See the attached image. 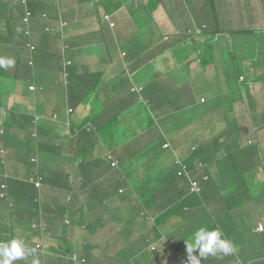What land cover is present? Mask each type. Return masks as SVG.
<instances>
[{
	"label": "trees",
	"instance_id": "1",
	"mask_svg": "<svg viewBox=\"0 0 264 264\" xmlns=\"http://www.w3.org/2000/svg\"><path fill=\"white\" fill-rule=\"evenodd\" d=\"M27 4V0H20V5L22 6L24 12L29 13L27 23L23 21V18L21 19L23 28L20 31H18L19 28H12L8 21L7 23L6 21H0V57L14 58L15 60L13 67L7 69L0 68V102L2 103L4 100H6V97L11 94L10 91L3 88L4 80H9V83L11 82V84H13V90H15L16 86L18 85L20 89V84H22L23 89H25L26 92L30 94L31 98L28 97V99L30 102H32V104H29L28 107L30 110H26L25 108L17 109L16 107H6L5 103L1 105L2 108H5V118L7 123L10 124V121L12 122L13 119V122L9 126L10 131L8 130V132L13 133L18 141H24L28 148L30 157L25 160V165H28L32 171H30V173H28L27 177L25 178L20 177L23 173L26 175L25 169L22 171L19 169L20 172L18 173L0 172V242L10 241L11 239L16 238L22 240L25 244V236H41V231L37 225H39L38 223L41 221L45 224L44 218H46V215L48 217L47 220L53 219L55 223H57L58 231L60 230L62 234L59 237L56 235H51L52 237L49 236V239L53 240L54 242L53 245H56L57 247L51 254H42L41 250H36V246H38V244L31 246L25 244V246L29 249H35V253L28 255L25 259L15 261L14 264H33L34 260L38 261V264H78L79 262L80 264H89L90 260V264H98V261L100 264H107L105 261L107 259H104L100 262L103 256L106 255L107 257H110L105 253H103L101 258L98 256V253H95L93 254V257H90L93 259L89 260H87V258H85L83 255L79 256L78 252L88 251L90 249V244L84 242V240L80 241L78 239L84 236L83 234L85 231L91 229L90 223L91 220L95 219V217L98 220V224L94 230H98L97 227L101 222L99 219H102L105 213H110L113 208L118 205H126L120 207H125L126 214L119 217L117 220L115 219L112 223V227L110 226V229L112 228L114 231L119 233L120 228L116 229V224L122 219H124L123 223H126V227H124V229H131L132 234L136 233L139 225L140 227L145 225L144 228H141L142 231L139 233L138 237L140 239L144 236L143 245L144 247H147V241L161 237V234H159L161 231L159 230L158 232V229H154L151 219H155L156 224H160L159 227L162 226L161 224L165 222L170 215H175L174 217L176 222L179 221L178 223H183L182 220H187L184 218H186L185 215L188 212L187 210H189L188 206L192 207L190 202L183 201L186 197L188 199L191 195H197V197H199V200L201 201L198 202L199 205H203L208 208L210 207L208 206L211 203L210 201L206 202L205 199L202 198V195H199V193L193 194L191 192L190 180L198 182L199 187H202V183L207 179H210L212 171H217L219 178H221L224 183L222 184V188L213 190V197L215 198L214 203L216 205H225L227 203L232 204V202H238V205H249L253 202L254 206L261 207L260 205H256V199H259L262 203H264V188L255 192L253 186L249 185V180H247L246 173H243L244 170L243 172L241 170L239 171V175H241V183L233 181L232 179L233 174H236L233 173V170L237 167V161L233 159V157L231 158V150L234 146L233 139L235 136L237 137L239 133L235 129L237 125L242 126L244 124H237L239 119L243 117L245 118L244 121H248L250 119L249 115L244 113V111L247 112L248 107L249 109H252L250 108V103L247 105L239 97V100H231L232 94L229 92L232 91H229L227 94H222V92H220L219 95H223L222 98L212 99L211 109L214 107V110H211L212 112L210 111L207 113L205 111L206 109H200L199 114L195 116L197 117L199 125H196V122L190 124L188 123L186 133H191V131H194V136L189 135L188 138L185 132L183 135L177 133V135L172 136L174 139V148H172L169 152L173 151V154L176 153L173 149L176 151L182 149L180 147L181 145L185 144V142L189 144L187 145V148L191 152L187 156L188 159L185 160V162L175 157L172 158L174 166L176 167V171L174 172L175 179L173 181H171V178L165 173V175L161 176L159 173L153 172L152 167H149V164L145 163V157L151 156L152 153L156 154L160 150L159 147L156 149L157 147L155 148L151 145L153 143L157 144L155 140H161L162 136L165 137V133L162 131L161 127H163L167 122L168 118L166 119V117L174 113V110L176 113L181 109H183V112H186L187 108L189 110L190 106H193L191 104L188 106V102L184 107L180 105L183 104L184 98H182V96H185V94L181 92L177 94L178 92H175V90H180V87L178 83L175 82V79L170 78L168 75L160 76L158 80L153 82L154 87L159 88L160 86V90L158 92H151L150 88H148L146 91H142V87H134V85L139 86V84H137L135 81L131 82L128 73H124L122 69H119V72L112 73V77L109 78L110 82L108 81L105 84L101 83L104 87L100 91L112 88V81H115L117 85L122 87V89L118 88L119 91L116 93L114 98L109 99V97H107V100L105 99V101L100 99L101 104L99 103L98 99L95 100L96 105L99 103L101 108L103 107L105 109V107H108L105 109V114L107 115L103 118L105 122L94 124L93 119L90 120V118H87V121L90 122L92 129H95V132H93L92 130H88L86 127L87 122H85L86 124L83 123L78 127V124H73V121L71 120L68 128L64 127L68 130V132L65 133V135L58 134L60 128L62 127L61 124H59V122H56L55 124L51 123V118L55 115L54 113H58L56 110H62L64 105L63 110L66 108L72 109L70 116L76 114V108L82 104L81 102H86L88 100V96H84L85 93H88L89 95L91 92L92 96L97 98V85L99 83L97 82V84H88L85 83L84 80L83 82L80 81L77 87L81 88L80 92L83 94L80 99L74 98L72 97V85L70 84V82L73 81L72 78H70V76L68 78H64L63 74V78L61 80L62 83H54L51 81V79L52 77L55 78L57 75L50 74L46 62L42 64L41 71H43V74H45V70L47 69L48 75L45 76L52 77H49L51 79L47 80L45 82L46 84L42 82L40 79L41 77L36 74L39 65L36 67L34 62L35 58L41 56V54L39 53L38 47L34 45V39L32 40L35 30L30 27V21L33 17L32 12ZM109 20L110 17L108 16V20L106 21L109 22ZM46 31L47 35H53L51 32H48V29ZM47 35L45 40L49 38ZM166 40H168L167 36L165 41ZM30 44L34 46V51L32 52L29 48ZM144 60H148V63L149 61L152 62V58L150 56L145 57ZM28 61H32L33 65L29 66ZM144 63L146 62L144 61ZM126 67L129 69L128 66ZM123 69L126 68L123 67ZM113 70L115 71L116 69ZM65 76L68 75L65 74ZM32 84H34L36 88L34 93L28 90L29 86ZM48 84L52 85V89H54V86L58 84V86L61 88V91L63 89H66V91H62V94L60 95L58 94V98H56V100L48 99L45 93L46 90H44L48 89V87H44V85L48 86ZM132 86L135 88V91L131 93L132 97H129L126 92L128 91L129 94V89ZM63 93L67 95L66 99ZM7 94L9 95L7 96ZM42 94L45 95V100L53 105V108L52 105H50V108L52 109L49 113H47L46 109H44L46 101L41 99ZM141 96H143L147 108L152 112L154 119L158 124L155 122H147L149 128L145 132L147 135L143 136V138L144 140L149 141L148 144L144 141V147L142 143H138L136 147H134L132 145H134L137 141L136 138H133L130 142H128L129 144L127 143L128 146L123 149L124 153L122 152L121 156H125L126 154L127 161L129 163H131L133 159L139 161L135 164L134 171L143 169L144 174L140 177H137L135 173H133V176H128L125 173L127 172L126 167L123 166L125 163L121 162L117 168H110L111 170H118L117 175L120 177L118 180L119 183L112 181L110 178L103 179L106 173L103 172L102 169L103 167H108L101 165V160L94 153L89 152L90 150H87L86 147L81 146L80 143L82 142V139H85L88 135H90L92 139H101L96 135L98 130L105 128L107 124L112 123V121H115L118 117H122L123 114H127V110L133 108L138 98ZM171 96H177L182 99L177 108L174 106L172 107V105L167 107L168 99ZM225 100L230 101L231 107L230 105L229 107L225 106ZM205 101L207 100L200 97L198 105L195 107L193 106L195 113H197L198 108L202 107L199 104H202ZM151 103L153 104V107H150ZM206 105L207 103L204 105V107L207 108ZM56 117L58 120L61 119V117L58 115ZM7 118H9V122ZM3 122L4 121H0V139L6 135V132L2 127ZM12 124H15V126L12 127ZM78 129L79 135L77 136L75 131ZM156 132L158 134H156ZM199 133L201 138L198 136ZM62 141L66 142V147L71 153L69 154V159L67 160L70 162V159H73L76 162V166H78L77 161L81 160L78 174L81 175L80 182L82 185L78 186L77 189L73 187L74 185L72 178L70 179L71 175L68 174L66 170L65 164L68 162L64 161L63 153H61L62 150L64 151ZM164 145H167L169 148L171 147L169 143ZM78 146L80 148L82 147L80 152L77 151ZM183 146L186 147L185 145ZM40 151L44 154L43 158H45V163H43L40 159ZM109 152L111 153V151H108L107 153ZM4 154L5 153L2 151L0 152V170H2V168L8 167V165H6V163H4L1 158V156ZM106 157L105 162H107ZM169 157H171V154ZM152 158H154V155H152ZM178 160L183 163L178 165L179 169L177 168ZM169 165L170 166H166L165 169L169 168L168 171H174L175 167H172L170 163ZM76 166L75 169H77ZM120 167H122V169ZM153 168L158 170V165H155ZM179 172H181V175H178ZM92 173H100V176L98 177L100 182H93L90 180L85 183L84 180H87V178H89ZM45 177L47 184H53V182L56 180V188L58 190L59 197H53L55 195L53 192L54 185H52L53 194L51 198L46 199L42 197V195H38L37 191H40V188H36L33 181L37 179L42 181L45 179ZM202 177H206V180L204 181ZM106 179L107 181H105ZM103 180L105 181V185L110 186V190H100L101 186L103 185ZM26 188L28 189L26 190ZM69 193H71V195H69ZM61 195L65 198V201L61 198ZM86 202L88 203V206H85ZM70 204L72 205V210L67 209V206L69 207ZM22 206H25L26 208L21 209ZM229 207H232V205ZM71 212H75L77 214L79 222L76 224L79 225V228H75L76 225H73L70 220L68 221L69 223L66 224L65 220L67 219L65 217H67V215ZM259 214V216H263L264 213L259 212ZM112 217L114 216L112 215ZM135 223H137V225H135ZM211 224L215 228V222L213 221ZM204 225L206 224H198L196 226L202 227ZM196 226H193L194 230H197ZM72 228L77 229L76 238L75 241L73 240V242V234L70 232V229ZM51 229L53 230V228ZM28 230L31 231L30 234L28 233ZM68 242L71 244L69 245ZM263 245L264 242H262L260 239V242L257 246V251L255 250V252L258 253L256 260L251 259L247 261H241V256L235 251L229 255L218 254L216 256H208L207 259L201 260V264H264ZM128 247H130L129 251L131 252L133 250L135 252L137 251V249L135 250V244ZM173 253L174 252H171L169 255L172 256ZM185 255H187V253ZM113 256L111 258H118L119 254ZM150 256L153 258L156 255H154L153 251L151 253L148 250V252L144 251L142 258L132 260L131 263H129L130 259L126 258L122 263H145L151 259ZM186 262L187 256H185L184 259L179 257H170V259L167 262H164V264H186ZM108 264H111V262L109 261Z\"/></svg>",
	"mask_w": 264,
	"mask_h": 264
},
{
	"label": "crops",
	"instance_id": "2",
	"mask_svg": "<svg viewBox=\"0 0 264 264\" xmlns=\"http://www.w3.org/2000/svg\"><path fill=\"white\" fill-rule=\"evenodd\" d=\"M27 2L33 17L30 21V27L35 30L32 40L34 39V45L38 47L39 53L41 54V56L35 58L34 63L36 67L39 65L36 74L41 77L40 79L44 84H46L45 82L47 80L51 79L49 77L52 76H45L48 75L47 69L45 70V74L41 71L42 64L46 62L50 74L57 75L55 78L52 77L51 79L54 83H62L61 80L63 74L64 78L70 76L73 80L70 82L72 85V97L77 99H80L83 94L80 92L81 88L77 87L80 81L83 82L84 80L85 83L88 84H97V82L105 84L108 82L109 78L112 77V73L119 72V69L121 70L123 67L126 68V73H128L130 81H135L139 84L138 87H142V91H146L150 88L151 92H158L160 86L159 88L154 87L153 82L155 79H151V74L154 76L155 64L158 69H160V66L165 68V70L160 69L158 78L163 75L169 76V69H178L181 65V61L176 62L173 60L176 54H183V60L186 59V63L181 66L185 68L184 72L187 74V78L190 81L206 77L202 80L204 82V89L207 88L206 84L208 82L219 81L221 78L225 83L227 81L223 75L226 71L225 68H227L223 66V63H226L225 60L227 59V56L225 55V46L227 42H231L235 47V50L241 54V57L246 59L248 66L253 69V77H250L248 81V91L250 94V104L249 102L248 104L252 109H249L248 107L247 112L244 111V113L249 115L250 119L248 121L250 122L246 121L242 126L237 125L235 129L239 133L238 136H235L233 139L234 146L231 150V158L233 157L239 165L234 168L235 171L233 170V173L236 174H233L232 179L233 181L241 183V175H239V171L241 170L243 172L244 170L243 173H246V175L249 173L252 174L250 175V181L251 184L254 185L253 188L255 192L264 188V184H262V182L264 183V171L261 172L264 168V96L259 97L254 94V91L256 93L264 94V50L261 56L258 54L259 58L257 59V56L252 52V46L248 45V43L251 42H257L260 44L264 38V0H27ZM24 16L25 12L22 6L19 5V0H0V21H6V23L8 21L12 28H19L18 31H20L23 28L21 19ZM105 16L110 17L109 22L104 19ZM110 23H113L114 26L111 27ZM47 29L49 30L48 32L53 34L52 36L46 34ZM46 35L49 37L47 40H45ZM166 36L168 40L165 41ZM260 47L264 48L263 45ZM149 56L152 58V62L149 61L148 63V60H144V58ZM114 57L125 59L126 65L123 64L116 66V61L113 60ZM250 58H256L257 61L251 63L249 60ZM67 61L70 62V65H64ZM144 61L146 63H144ZM28 65H33V62L31 61V64H29L28 61ZM126 66H128L129 69H127ZM114 67H116L115 71L113 70L115 69ZM100 68L103 69L101 70ZM65 74L68 76H65ZM218 76L221 78H218ZM240 77H243L242 81H240ZM245 79L246 77L244 75L237 76V82H240V84L245 82ZM177 83L180 90H175V92H178L177 94L180 92L185 94L182 98H184V101H189L188 106H190V104L194 107L198 105L199 101L194 98L192 89H187L191 87V84L187 81V86L184 87V90L182 88L183 86H181L183 85L184 80L179 79ZM147 84H151V87H148ZM51 86L52 85L49 84L48 86L44 85V87H48V89H44L46 90L45 93L48 99L56 100L58 94L60 95L62 94V91H66V89L61 91L58 84L55 85L56 87L54 86V89H52ZM134 87L137 88L136 85H134ZM131 88H133V86ZM131 88L129 89V94L128 91L126 92L129 97H132ZM232 89L233 88L227 89L225 86L221 85L219 93L222 92V94H227L229 91H232ZM99 92L101 91L98 90L96 95L97 98L92 96V94H89L88 100L86 102L82 101V104L76 108V114L68 117L70 121H73V124H79L80 121L87 122L88 124L87 120H83V116H86L89 113V108H92V99H98L101 104L100 97L105 101L110 89H104L102 91L103 95H100ZM64 97L66 99L67 95L64 94ZM41 99L45 100L44 94H42ZM109 99L111 98L109 97ZM206 103L207 101L199 105L205 109L204 105ZM50 105L51 103L46 101L44 109H46L47 113L51 112L50 110L53 108H50ZM193 106H190V108H193ZM78 108L82 110L81 116H77ZM107 108L108 107H105V109ZM67 109L68 108L65 110L59 109L60 111L56 110L58 113H54L61 117V119H59V124L61 125H63V123L65 124ZM187 111L188 108L186 109V112ZM205 111L207 113L210 112L208 109ZM166 126L167 125L161 127V129L167 135L163 137L161 134V140H155L157 144L153 143L151 146L155 148L157 147L156 149L159 147V155L161 152L168 151L167 153H170L171 157L168 156L167 161L165 158H162L160 163L159 158L154 160V158L159 155L154 157L153 161H156L154 164L158 165V170H155L154 172L159 173L161 176L167 174V176L171 178V181H173L175 179L174 172L176 171V167L174 166L172 158L175 157L185 162V160L188 159L187 156L191 152L187 148V142L183 144L186 147L183 145L180 147L185 150L179 149L176 151L173 149L176 152L174 154L172 153L173 151L169 152L174 148L171 143L174 139L171 137L177 135V133L183 135L184 132H187L188 123L173 126L172 128L174 131H170L172 128L169 129V127ZM148 128L147 124L140 130V133H138L137 136L133 137L136 138L137 142L132 146L136 147L138 143H142L144 147L145 142L148 144L149 141L144 140L143 138V136L147 135L145 132ZM90 129H92L91 125ZM62 132L64 131L62 130ZM75 134H77V136L79 135L77 131H75ZM156 134L158 133L156 132ZM198 136L201 138L200 133ZM130 141H127L119 148V155L116 152H111L118 161V164L124 162L128 165V168L124 166L127 170L125 173L128 176H132V168L127 161V155L125 154V156H121V154L123 149L128 146L127 143ZM62 142L63 144H61L64 151L67 152L66 150H68V148L66 147V142ZM166 143H169L171 147L163 149V145ZM1 151L3 152L2 149H0V152ZM148 157L150 156L145 157L146 164H149ZM100 163H102L101 165L103 166H107V169L111 170L110 168L112 167H110L108 162L100 161ZM169 163L172 167H175L174 171H168L169 168L165 169L166 166H170ZM181 164L183 163L178 160V169V165ZM75 171L78 172L77 169H75ZM143 172V169H138L135 171V174L137 177H140L144 174ZM106 174L108 177L111 175L108 173ZM22 175H24V173ZM71 178L74 177L71 176ZM80 178V174H75V180L79 186L82 185L79 181ZM112 178L113 175L111 176V180L113 181ZM115 180H117V177ZM222 184L224 183L221 178H219L217 171H212L210 179H207L202 183L203 188L201 187L199 193L206 202H211L208 206H210V212L212 211L214 214H221V212H224L223 205H216L214 203L215 198L213 197V190L222 188ZM41 187L42 185L40 186V189ZM27 189L28 188H26V190ZM193 196L197 195H191L189 198ZM186 200L187 197L183 202ZM189 202L192 207L188 206L189 210L186 209L188 212L184 219H189L190 221L192 220L193 211L198 210L199 206L196 205V203H198L196 200H190ZM250 205H253V202L248 206ZM118 206L119 208H113L110 213H105L102 219H99L101 221L99 225H103L105 229H107V227L110 228L115 219L117 220L119 217L126 214L125 207L120 208L121 206L126 205ZM25 208V206H22L21 209ZM112 215L114 217H112ZM174 216L175 215H170L168 219L161 224V227L156 224L155 219H151L154 229H158V232L159 230L161 231L159 232L161 237L147 241V247H144L143 245L144 236L140 239L138 237L139 233L142 231L141 228H144L145 225L143 227H140L139 225L134 234H132L131 231H124L125 229L122 231L120 230L119 233L122 235L123 239H114L117 234L111 230L107 234L108 241L99 238H91V243L95 244V242L99 243L103 241V248L105 249L104 253L112 251L110 257L119 254L120 258L130 259L129 263H131L132 260L142 258L144 251L148 252L149 250L151 253L153 251L154 255H156L155 257L151 258L152 256H150L151 259H149V261L145 263L138 262L136 264H163L172 257L169 255L171 252L175 251V254L178 252V247H174L175 239L172 232L166 234L163 232L162 227H166L167 229L172 228V230L180 228V234L184 236L187 232L184 231L185 227L191 225L184 224V220H182L183 223H178L179 221L176 222ZM47 218L46 215V218H44L46 225L44 222L39 224L41 228L43 227L45 230L49 229L48 233H46V231L44 232L46 235L40 233L41 236L37 239L38 242L41 241L40 244L42 247L44 236L46 237V241H50L49 237H47L49 236V232L50 237H52L51 235L59 237L62 234L60 230L58 231L57 223H55L53 219H51V221L47 220ZM97 224L98 220L95 217L90 223V231L95 232V234L97 232L94 229ZM74 225H76L75 228H79V225L76 223ZM124 225L126 227V223ZM135 225H137V223H135ZM260 226L262 227V231H258ZM51 228H53V230ZM263 228V222L259 221L254 225L251 233L255 235H263ZM70 232L73 234V242L76 238L77 229L72 228L70 229ZM184 242L185 240H182L180 245ZM86 243L89 242L87 241ZM112 243H114V245L117 243L121 245H119L118 248H113ZM134 244L135 250L137 249V251H129L130 247L128 246ZM56 248V245L55 247H50L46 253L51 254ZM36 250H40V248ZM41 253L46 254L45 252ZM123 253L124 257L121 256Z\"/></svg>",
	"mask_w": 264,
	"mask_h": 264
},
{
	"label": "rangeland",
	"instance_id": "3",
	"mask_svg": "<svg viewBox=\"0 0 264 264\" xmlns=\"http://www.w3.org/2000/svg\"><path fill=\"white\" fill-rule=\"evenodd\" d=\"M19 5H20V0H19ZM248 45L252 46V48H253L252 52L255 54V56H257V59L259 58L258 54H260V56H261V54H263L264 48L260 47V46L261 45L264 46V38L262 39V42L260 44L257 42H251V43H248ZM242 51H240V52H242ZM225 55L227 56V59L225 60L226 63L225 62L223 63V66L227 67V68H225L226 71L223 74L224 78L227 80L225 83H224L223 79L220 76H218V78H221L219 81L208 82L206 84L207 88L204 89L203 88L204 82L202 80L206 77L199 78V79L197 78L195 80L190 81L187 78V74L184 72L185 68L183 66H181V65H184L186 63V59L183 60V54H176V56L173 58V60L176 62L181 61V65H180V68H178V69H173V68L169 69V72H168L169 76L171 78L175 79L176 83L179 79L184 80L183 85H181V86H183L182 88L184 90H185L184 87L187 86V81H188L191 84V87H189L187 89H190V88L192 89L193 96L196 100L199 101L200 97H203V99L205 98L207 100V105H206L207 108L206 107H204V108L208 109V110L210 109L209 111L214 110V107L211 109L212 99L213 98H216V99L222 98V96H223V95H219V89H220L221 85L225 86V88H227V89L233 88L232 89L233 92H229L230 94H232L231 100H239V98H240V99H242L243 102H245L248 105V102L250 103V94L248 91V89H249L248 81H249L250 77H253V72H252L253 69H252V67L248 66L246 59H243L241 57V54L238 53L237 50H235V47L232 45L231 42L226 43ZM9 57H10V55H9ZM113 60L116 61V63H115L116 66L123 65V64L126 65V61L123 58L118 59V57H114ZM249 60L251 63H253V61L254 62L257 61L256 58H250ZM235 63L238 66H236ZM114 68L116 69V67H114ZM100 69L102 70L103 68H100ZM121 69L124 71V73H126V69H123V68H121ZM160 69L165 70V68L163 66H160ZM160 69H158L157 65L155 64L154 76L151 74V79H155V81L158 80V75H159ZM238 75H244L246 77L245 82H243L242 84H240V82L238 83L237 82V76ZM214 77H215V75H214ZM108 81H110V80H108ZM112 82H113L112 88H109L110 92L108 93V97H110V98H114L116 96V93L119 91L118 88L122 89V87H120V85H117L115 81H112ZM147 86L151 87V84H147ZM3 88L10 91L11 96L9 94H7V96L8 95L9 96L6 97V100H4L2 103L0 102V121H4L2 124V127L6 132V135L0 139V149H2L3 152L5 153L3 156H1V158H2V161H4V163H6V165H8L7 168H2V170H0V172H2V173L17 172L18 173V172L22 171L23 169H25L26 175L20 176L21 178H25V177H27L28 173H30V171H32V169H30L28 167V165H25V160L28 159V157H30V153L28 152V148L25 145L24 141H22V140L18 141L13 133L8 132L9 126L13 122V119H12V122L10 121V124L7 123L6 118H5V116H6L5 108H2L1 105L3 103H5L6 107H10V108L16 107L17 109L25 108L26 110H30L28 107H29V104H32V102H30L28 97L29 98H31V97H30V94H28V92H26V90L23 89L22 84H20V89H19V85H18V86H16L15 90H13L14 89L13 84H11V82L9 83V80H4ZM102 88H103V85L101 83H99L97 85V89L101 90ZM95 91H97V90H95ZM90 94H91V92H90ZM99 94L103 95L102 91L99 92ZM254 94H256L259 97L264 96V94L256 93L255 91H254ZM84 96L87 97L88 93H85ZM89 97H91V96H89ZM100 99H102V98L100 97ZM181 100L182 99L177 97V96L176 97L171 96L168 99L167 107L172 105V107L174 106L177 108L179 106V104L181 103ZM187 102H189V101L185 100V101H183V104H180V105L184 107V106H186ZM225 102H226L225 103L226 107H229V105L231 107V103L229 100L228 101L225 100ZM91 103H92V108H89V113L86 116H83V120H87V118H90V120L93 119L94 124L95 123L98 124L99 122H101V123L105 122L103 120V118L107 115V114H105L106 110L103 107L101 108V106H99V103L95 106V100H93V99H92ZM52 107H53V105H52ZM150 107H153L152 103L150 104ZM63 109H64V105H63ZM200 109L203 110V107L198 108L197 113H195L194 108H189V110L187 112H183V109H181L180 111H178L176 113L174 110V113H172L166 117V119L168 118V120L164 124L163 127H165V125H167L170 129L173 126H176L179 124H184V123L190 124V123H194V122H196V125H199V122L197 121V117H195V116H197L199 114ZM57 111H60V110L58 109ZM81 115H82V110H80V108H78L77 109V116H81ZM2 118H4V119H2ZM7 120L9 122V118H7ZM244 120H245L244 117L239 119L237 124H242V123L245 124L246 121H244ZM123 121H125V122H123ZM56 122H58V119L57 118L55 119L53 117L51 119V123L55 124ZM147 122H151V123L155 122L156 124H158L155 121L152 112L147 108V105L144 101L143 96H141L140 98H138L134 107L131 108L130 110H127V114H123L122 117H118V118H116L115 121H112V123L107 124L105 126V128L98 130L96 135L98 137H100L101 139H98V138L92 139L91 136L88 135L85 139H82V142L80 144L83 147H87V150H90L89 152L94 153L102 162H105L106 153L108 151H111L112 153L116 152L119 155V152H120L119 148L122 147L124 143L132 140L133 137L137 136V134L140 133V130L145 125H147ZM83 123H85V122L79 123L78 127ZM12 125H13L12 127L15 126V124H12ZM196 125H194V126H196ZM61 126L64 127L65 124L63 123V125H61ZM68 126L69 125L66 124L65 127L68 128ZM86 127L88 128V130H92L93 132H95V129H90V122H88ZM62 130L64 132H62ZM170 131H174L173 128ZM63 133L64 134L67 133L66 128H61V130H59L58 134H63ZM77 133H79V129L77 130ZM185 134L189 138V135L194 136L195 133H194V131H191V133L185 132ZM166 135L167 134L165 133V136ZM101 140H103V141H101ZM171 143L173 144L174 141H172ZM186 145H189V144H186ZM182 149H184V148H182ZM81 150H82V147L80 148L78 146L77 151L80 152ZM66 151L67 152L63 151L64 153L63 152H61V153H63L64 161L68 162L65 164L68 174H70L71 176L74 177V178H72L73 185H74L73 187L77 189L79 184L75 180V174H77L79 171L78 172L75 171L76 162L73 159H70V162L67 160V159H69V154H71V153L68 150H66ZM159 152L160 151H158L156 154L152 153V155H154V157H156L157 155H159ZM167 152H161V154L159 156H157L156 158H154V160H157L159 158V163H160V160L162 158H165V160L167 161V158L170 155ZM43 155L44 154L40 151V157H41L40 159L43 163H45L46 161H44L45 158H43ZM152 155L150 157H148V159H149V167H152V170L154 172L155 168H153V167L156 165V164H154V162H156V161H153ZM138 162L139 161H137L136 159H133V161H131V163H130V165L132 164V167H133V168L131 167L133 173H135V171H134L135 164ZM80 163H81V160H78L77 161L78 166H76L77 170L80 169ZM46 165H48V164H46ZM126 165L127 164L125 163L123 166H126ZM237 165H239V164L237 163ZM126 167L128 168V165ZM120 168L122 169V167H120ZM19 169H21V170L19 171ZM102 171L105 173L111 174L109 177L106 174L103 179H105V178L111 179V176L113 175V178H112L113 181H115V178L117 176V183H119L118 180L120 177L117 175L118 170H109L106 167H103ZM263 171H264V168L262 169L261 172H263ZM105 173H102V174H105ZM131 175L133 176V174H131ZM250 175H252V174L249 173L248 175H246L247 180H249V181H250ZM99 176H100V173H94V174L92 173L91 176L89 178H87V180L86 179L84 180V182L86 183L90 180H92L93 182H100V180L98 179ZM70 179H71V177H70ZM107 179L105 181H107ZM202 179H204V178L202 177ZM79 181H80V179H79ZM105 181L103 180V185L100 188L101 191L110 190V186L105 185ZM249 181H248L249 185L254 186L253 184H251V181L250 182ZM52 182H53V180H52ZM40 184L42 185L40 191L35 190L38 192V195H42V197H44L46 199L51 198L52 194H53L52 193V187H53L52 185H54V191L53 192L55 195L53 197H59V193H58V190L56 188V180L53 182V184H51V183L47 184L46 177H45V179L42 180V182H40ZM80 184H81V182H80ZM262 184H264V183L262 182ZM69 195H71V193H69ZM61 198L65 201V198L62 195H61ZM190 200H196L197 202H201L199 200V197H197V196H193V197L187 199L186 202L187 201L189 202ZM256 203H257L256 205H260L261 207L254 206V205L248 206L245 204L244 205L243 204L238 205V202L237 203L232 202V204L227 203L225 205L228 207L223 205L224 213H221V214H218V213L214 214V213H212V211L208 212V211H210L208 207H205L203 205H199L198 203H196V205L197 206L199 205V207H198V210L193 211L192 220H190V221L186 220L184 222V224H192V225H188L187 227H185L184 231L185 232L187 231V232L184 234V236L180 234V231H179L180 228H176V230L175 229L172 230V228L167 229L166 227H162V230L164 233L167 234L169 232H172L173 237L175 239V246L174 247L175 248L178 247V252L175 254V251H174L172 257H176V258L179 257V258L184 259V257L187 256V255H185L186 254V242H184L182 245H180V242L182 240L187 241L191 237L192 233H194L196 231V230H194L193 226H196L198 224H206L202 227H206L209 230H212V229L219 230L222 233L223 238L230 240L233 243V245L236 248V253H238L241 256V261H247V260H251V259L256 260L257 259L256 256H258V253H256L255 250L257 251L258 243L260 242V239L262 242H264V234L262 236V235H255V234L251 233L254 225L257 222L261 221L264 224V214H263V216L262 215L259 216L260 215L259 212L264 213V203H262L259 199H256ZM68 205H69V203H68ZM230 205H232V207H229ZM71 206H72L71 204L69 207L67 206V209L72 210ZM85 206H88L87 202L85 203ZM116 208H119V206H116ZM65 218L67 219V220H65L66 224L69 223L68 222L69 220L72 222L73 225L75 223L79 222V218L77 217V214L75 212L69 213L67 215V217H65ZM123 220L124 219H122L120 222H118L116 224V229L120 228L121 231L124 229L125 225L123 223ZM213 221L215 222V228L211 224ZM38 224H42V221ZM158 225L160 226V224H158ZM37 226H39V225H37ZM196 227H197V229L201 228L199 226H196ZM97 229L98 230H96V232H97L96 234H95V232L88 230V231H85V233L83 234L84 236L82 238L78 239L80 241L84 240L85 242L88 241L90 243L89 248L91 250L89 249L88 251L78 252L79 256L83 255V256H85V258H87V260L93 259L90 257H93V254H95V253H98V256L101 258L103 253L105 252V249L103 248V246H104L103 241L99 242V243L95 242V244H92L91 238H99V239H104V240L108 241L109 239H108L107 234L111 230H113L112 228L110 229L108 227H107V229H105L103 227V225L98 226ZM39 230L41 231L42 234L45 231H46V233H48V230H45V228H43V227L41 228V226H39ZM124 231L130 232L131 229H125ZM258 231H259V229H258ZM30 232L31 231L28 230L29 234H30ZM114 232L118 233L116 231H114ZM44 235H46V234L44 233ZM49 236H50V234H49ZM49 236H47V237H49ZM45 238L46 237L44 236L43 242H42L43 247L40 244L41 241L38 242V240H37V239H39L38 235H33L30 237L25 236V239H26L25 244H28L30 246L35 245L36 244L35 241H37L38 242L37 244L40 247L41 252L46 253L47 250L50 249V247H53L55 245H53L54 244L53 240H50V241L47 240L46 241ZM118 238L123 239V237L120 233H118L116 238H114V239H118ZM70 242H68L69 245L71 244ZM112 245H113V248L114 247L118 248L119 245H121V244L117 243L114 245V243H112ZM263 247H264V245H263ZM72 254H73V252H72ZM105 254L111 256L112 251L107 252ZM75 256H76V254H75ZM121 256L124 257V253L121 254ZM118 258H111V257H107L105 255L100 260V262L103 261L104 259H107V260H105L107 264L109 263V261L111 262V264H123L122 262L124 261V259L120 258V257H118ZM109 259H111V260H109ZM90 263H91V260H90L89 264ZM97 263L100 264L99 261ZM78 264H80V262Z\"/></svg>",
	"mask_w": 264,
	"mask_h": 264
},
{
	"label": "clouds",
	"instance_id": "4",
	"mask_svg": "<svg viewBox=\"0 0 264 264\" xmlns=\"http://www.w3.org/2000/svg\"><path fill=\"white\" fill-rule=\"evenodd\" d=\"M106 17L108 16H105L104 19L108 20L106 19ZM30 47H33V49H30V51L31 52L34 51V46L30 44L29 48ZM14 64H15L14 58L0 57V68L7 69L10 67H13ZM29 64H31V61L29 62ZM64 65H70V62L67 61ZM31 86L34 88L33 90H30ZM28 90L34 93L36 91L35 85L34 84L30 85ZM133 91H135V88H131V92ZM71 111H72L71 108L67 109V118L65 120V126L66 124L68 125L70 124V120L68 117L70 116ZM56 116L57 115H54L53 117L56 119L57 118ZM164 146L165 145H163L164 149L168 148V147L165 148ZM109 154L112 155L109 152L107 153V156ZM203 180L205 181L206 177H204ZM190 182H191V186L193 182L198 184V182L196 181L190 180ZM198 187H199V184H198ZM200 191H201V187H199L198 193H200ZM198 193H193V194H198ZM259 231H262V230H259ZM185 242H186V252H187L186 264H201V260L207 259L208 256H216L218 254L229 255L236 251V248L233 245V243L230 240L222 238V233L219 230L217 229L209 230L206 227H201L197 229L194 233H192L191 237ZM34 253H35V249H29L28 247L25 246L24 242L20 239L14 238V239H11L10 241L0 242V264H14L15 261L25 259L28 255H32ZM33 264H38V261L34 260Z\"/></svg>",
	"mask_w": 264,
	"mask_h": 264
},
{
	"label": "built area",
	"instance_id": "5",
	"mask_svg": "<svg viewBox=\"0 0 264 264\" xmlns=\"http://www.w3.org/2000/svg\"><path fill=\"white\" fill-rule=\"evenodd\" d=\"M28 17H29V13L26 12L25 17L23 19V21L25 23L28 22ZM106 19H108V17H106ZM111 26H113V24H111ZM30 49H33V47H30ZM240 80H242V78H240ZM33 89L34 88L31 86L30 87V90H33ZM164 147L166 148L167 145H165ZM107 160L110 163V166L111 167H113V168L117 167L118 163H117V161L114 159V157L112 155L109 154L107 156ZM183 170H184V167H183ZM178 175H181V172H179ZM33 182H34V185H35L36 188H39L40 187V179L34 180ZM191 192H193V193H198L199 192V187H198V184L197 183H195V182L192 183ZM259 230H262V228H259ZM36 248H39V246H36Z\"/></svg>",
	"mask_w": 264,
	"mask_h": 264
}]
</instances>
